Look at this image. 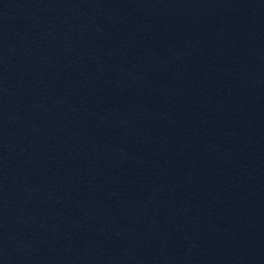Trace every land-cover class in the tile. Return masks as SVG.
Masks as SVG:
<instances>
[{
  "label": "water",
  "instance_id": "95a60500",
  "mask_svg": "<svg viewBox=\"0 0 264 264\" xmlns=\"http://www.w3.org/2000/svg\"><path fill=\"white\" fill-rule=\"evenodd\" d=\"M1 264H264V0H0Z\"/></svg>",
  "mask_w": 264,
  "mask_h": 264
}]
</instances>
